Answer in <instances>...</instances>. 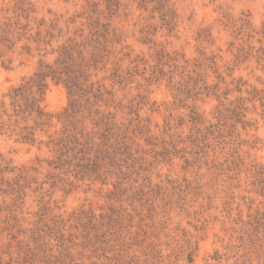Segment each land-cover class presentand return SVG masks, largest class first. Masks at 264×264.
Returning a JSON list of instances; mask_svg holds the SVG:
<instances>
[{
	"label": "rangeland",
	"instance_id": "1",
	"mask_svg": "<svg viewBox=\"0 0 264 264\" xmlns=\"http://www.w3.org/2000/svg\"><path fill=\"white\" fill-rule=\"evenodd\" d=\"M69 39L90 93L38 127L10 94ZM263 194L264 0H0V264H264Z\"/></svg>",
	"mask_w": 264,
	"mask_h": 264
},
{
	"label": "trees",
	"instance_id": "2",
	"mask_svg": "<svg viewBox=\"0 0 264 264\" xmlns=\"http://www.w3.org/2000/svg\"><path fill=\"white\" fill-rule=\"evenodd\" d=\"M44 25V22L40 24V26ZM55 27H51L48 31V35L51 36V38H54L53 31H55ZM106 30L105 33L103 32H97L94 33V36H97L95 39V42L100 45L103 39H106ZM38 36L42 35V31L37 33ZM107 43V41H106ZM48 45H50V42H47ZM77 43L74 42L73 39L67 40L65 43L60 44L58 49L52 50V52H49L48 54L50 55H55V53L58 54V62H60L61 65H65V70L66 71H61V70H56L53 67H46L45 69H40L34 77H32L30 80L26 81L23 83L20 87L14 88L12 90V94H10V98L12 99V103L15 105L17 103L23 102L24 108L21 109V112L25 115L23 116L24 118L27 119H32L36 126L38 127H44L48 125L51 120L52 116L47 113L43 107H42V97L44 96L46 90H47V80L49 78L56 79L59 82H62L66 85V87L69 90V95H70V104L69 107L66 108L64 113L62 114V118L60 116V121L61 119H65L66 121H73L74 117L76 116L78 112V108L80 107V101L78 98L81 97V95H86L84 93H90L88 92L86 87L88 88L87 83L89 82L88 80V75H86L84 72V66L79 62L74 66L75 64V58L76 54L80 53V59L83 60L84 57L81 52L77 51ZM96 56V55H95ZM69 63H73L72 65ZM74 67H78V70H75ZM83 71V72H82ZM99 114L101 112H98ZM18 115V114H17ZM63 121V120H62ZM75 121V120H74ZM73 123V122H72ZM70 123V124H72ZM101 123L104 122V117L102 116L101 119L96 121L95 127L98 129H94L90 132L85 131L86 129H81L80 134H85L87 136L86 139V145L87 147H90L91 150H95V153L98 155L97 159H99V156H105L109 152H106V146L109 145L108 137L106 136L105 132L108 131L106 130L103 126H101ZM34 128L33 131H30L28 133V136L25 137L24 139L29 140V141H35V133H34ZM63 137H62V142H66L68 144L69 142H72L73 140H76L75 136H70L67 133V129L64 128L63 131ZM99 135V141L97 142L96 136ZM66 145V144H64ZM111 146V145H109ZM86 147V148H87ZM86 150V149H85ZM88 150V149H87ZM86 150V151H87ZM122 154V153H121ZM109 155V154H108ZM123 155V154H122ZM99 161L96 160V164H98ZM264 195V194H263Z\"/></svg>",
	"mask_w": 264,
	"mask_h": 264
}]
</instances>
